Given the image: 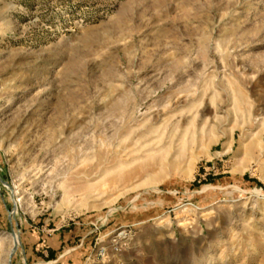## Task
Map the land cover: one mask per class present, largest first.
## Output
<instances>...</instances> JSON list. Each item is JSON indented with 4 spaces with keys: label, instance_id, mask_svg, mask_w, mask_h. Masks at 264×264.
<instances>
[{
    "label": "rangeland",
    "instance_id": "rangeland-1",
    "mask_svg": "<svg viewBox=\"0 0 264 264\" xmlns=\"http://www.w3.org/2000/svg\"><path fill=\"white\" fill-rule=\"evenodd\" d=\"M63 230L264 264V0H0V264Z\"/></svg>",
    "mask_w": 264,
    "mask_h": 264
},
{
    "label": "crops",
    "instance_id": "crops-1",
    "mask_svg": "<svg viewBox=\"0 0 264 264\" xmlns=\"http://www.w3.org/2000/svg\"><path fill=\"white\" fill-rule=\"evenodd\" d=\"M71 230L61 231L54 237L53 242L48 244L47 250L40 249V243L42 240H35L31 244L33 251L35 252L30 254V264H79L82 262L81 259L86 260L90 253L87 245L83 246V240L86 236L83 235L79 243L75 246H69L68 244L71 242ZM69 241V242H68ZM68 242V243H67ZM52 250V255L49 256L48 250Z\"/></svg>",
    "mask_w": 264,
    "mask_h": 264
},
{
    "label": "built area",
    "instance_id": "built-area-1",
    "mask_svg": "<svg viewBox=\"0 0 264 264\" xmlns=\"http://www.w3.org/2000/svg\"><path fill=\"white\" fill-rule=\"evenodd\" d=\"M112 242H116V239H113ZM116 248V247H115ZM106 254L105 247H100L99 250L97 251L96 255L103 257Z\"/></svg>",
    "mask_w": 264,
    "mask_h": 264
},
{
    "label": "bare ground",
    "instance_id": "bare-ground-1",
    "mask_svg": "<svg viewBox=\"0 0 264 264\" xmlns=\"http://www.w3.org/2000/svg\"><path fill=\"white\" fill-rule=\"evenodd\" d=\"M12 241H13V244L16 246V244L19 242L18 236L12 235Z\"/></svg>",
    "mask_w": 264,
    "mask_h": 264
},
{
    "label": "trees",
    "instance_id": "trees-1",
    "mask_svg": "<svg viewBox=\"0 0 264 264\" xmlns=\"http://www.w3.org/2000/svg\"><path fill=\"white\" fill-rule=\"evenodd\" d=\"M48 252H49V254H48L49 256H51L53 254L51 249H49Z\"/></svg>",
    "mask_w": 264,
    "mask_h": 264
}]
</instances>
